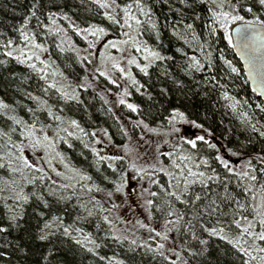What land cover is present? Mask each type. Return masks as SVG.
Masks as SVG:
<instances>
[{
    "label": "trees",
    "instance_id": "16d2710c",
    "mask_svg": "<svg viewBox=\"0 0 264 264\" xmlns=\"http://www.w3.org/2000/svg\"><path fill=\"white\" fill-rule=\"evenodd\" d=\"M116 1L124 8L131 5V14L141 21L137 25L135 20H129L132 33L135 35L132 52H139L135 45H139L140 40L144 42L149 40L147 45L165 57L164 60L154 61L149 65L148 75L140 70L136 72V83L130 85L128 92V98L137 106L135 113L138 115L140 113L148 125L166 132L169 129L171 131L175 124L181 122L177 120L174 124L169 123L173 110L178 109L185 113L189 121L182 123L201 131L196 136L203 135L206 140L216 144L219 151L208 149L200 141L197 142L198 149H192L186 143L187 138L176 135L169 137L166 144L167 149L161 152L160 160L162 167L173 175L168 176L157 170L153 175L157 183H151V192H157L158 196L150 197V199H154L161 210L148 209L145 214L147 227H140L139 224L136 230L125 228L115 230L113 219L109 217L105 206L94 193V186H99L104 191L111 190L119 175L122 174L119 170V163L110 168L106 161L97 157L98 155L87 144L83 142L80 144V140L77 142L75 139L71 142L70 148H64L66 154L72 155L71 161L69 158L68 160L76 168L70 171L71 177L59 180L33 167L25 169L23 173V176L28 179L35 178L34 183H28L20 173H13L7 166L8 158L4 151L11 150L13 156L18 155V151L12 148L13 142L8 139V136H0V157H5L0 160L5 164L4 168H0V189H4L0 191V224L7 226V218L13 208L23 213L19 220V227L10 228L7 234H0V252L4 253L0 257V264H116V261H120L121 264H170L172 260H176L174 251L181 254V259L177 261V264H184V262L187 264H242V260L247 257L238 253L220 236H210L201 227L203 225L204 228H218L216 219L219 213L212 217L205 215L193 221V231L198 237L208 241L206 246L193 240L191 232L186 233L183 224L179 226V231L173 229L167 233L169 237L167 241L156 237L154 232H150L149 225L161 222L165 226L166 220L175 219V217L167 216L170 209L164 201L169 199L176 209L186 213L184 223L192 218L189 208L175 201L174 198L167 197L166 192L177 191L179 193L183 189L182 181L179 188L172 187L176 184L175 177L180 174V169L173 167V161L181 163L180 156L194 155L198 158H208L211 169H215L220 176L219 181L211 184V191L203 190L207 192L208 199L215 198L219 203L218 197L224 194V185L227 184L228 194L245 205L244 208L237 209L235 214L230 210L235 207L234 203L222 205L223 211L228 212L227 223L224 225L225 234L230 239L238 236L247 225V222L243 220L244 216L256 225L253 231L260 230L253 208L260 203L261 195H264V173L259 171L264 166L260 165L255 158L252 159L255 171L244 169L242 164L250 156L256 157L260 153L264 148V138L259 137L258 133L252 132L250 128L236 119L228 110L222 93L226 91L240 100L258 102L261 108H264V104L249 86L232 45L225 39V30L219 24H214V33L207 30L210 21L208 9L212 7L210 0H185L184 3H181V0H141V5L148 15L141 14L137 9L136 0ZM33 4L37 5L35 10L38 19L31 18L24 31L34 36L36 43L46 44L50 54H46L45 57L50 58L57 72L54 73L43 62L44 67L53 75L60 74V78L61 75L63 76L64 81H56V85L61 82L71 88L74 85V89L71 90H75L78 101H65L57 95L56 89L48 88L51 83L47 78L42 80L40 73L28 67V61L22 64L15 59V56L20 55L19 49L24 50L25 56V52L33 47L30 42L20 37L17 30L25 17L29 16ZM49 14H52L51 19H49ZM256 14L259 15V13ZM245 17L246 20H251L253 14H245ZM111 22L113 20L103 15L99 10V5L93 0H0V61L4 62L0 64V100L11 106L9 110L0 111V131L8 133L12 140L11 129L15 128L14 133H17L22 126L15 125L8 119L9 116L15 115L26 123L35 122V125H40L47 118L45 115L47 108L50 107L54 115L65 119H75L80 127L84 128L88 125L86 124L88 121L91 122L90 124L102 126L107 129L112 138L117 140V124L98 95L79 85L83 72L75 62L73 53L68 49L72 46L68 44L67 39L60 37L61 33H64L79 44L78 39L83 36L79 31L84 32V29L91 26L110 30L113 27ZM188 24L193 26L192 30L199 38L200 48L205 55L203 61L196 52L190 51L182 42L185 36L184 27ZM149 30H153L152 37L146 34ZM168 30L175 32L171 35ZM87 34L90 39L91 35ZM8 39L13 40V47L16 49L11 57L5 55L11 50L4 47ZM52 49L60 52H51ZM60 53L62 55H59ZM192 56L206 66L201 72L187 69V65L191 62L189 58ZM221 57L230 60L238 68V75L230 73ZM209 62H211V68L207 67ZM139 64L142 66V63ZM166 70L169 73L168 76L164 75ZM206 76H216L219 84L224 87L210 90L205 96L203 93L206 91L204 87ZM173 79L183 81L185 87L183 89L176 87ZM198 81L200 91L194 94L190 89H194ZM46 88H48L47 92L44 91ZM161 89L166 91L162 92ZM29 93L38 99L29 98ZM43 101H47L46 106H42ZM66 104L74 108L71 110L75 114L66 113ZM29 108L36 110L35 116L28 111ZM252 116L257 127L264 126V111L254 109ZM50 118L53 119V117ZM193 120L203 127H195L191 123ZM229 148L234 151L239 150L242 155L231 156L227 151ZM217 154L228 159L230 167L235 172L248 170L250 175L257 176V180L251 181L248 177L229 173L214 160ZM198 163L199 159H195L190 165L193 171H205L207 175L212 174L209 168L204 166L197 168L195 165ZM12 166L19 167L20 164L13 159ZM41 176L43 179H40ZM81 176H88L91 179L81 180ZM12 180H16L18 187H22L24 194L29 196L26 204L12 198L13 193L5 185V181L10 183ZM61 185H75V187L65 189L61 188ZM249 186L250 190L245 191ZM89 188L92 191H88ZM193 190L202 191L199 184L194 185ZM53 191L56 195L50 194ZM37 196H42L43 201H46L50 207L44 208L43 202L37 200ZM59 196L64 199H58ZM89 211L92 215H89ZM39 212L44 213L43 218L38 215ZM149 212H151V218ZM52 216L61 217L65 226L73 225L74 228H81L83 233L90 235L97 244H100V247L95 248V245L87 244V247L94 249L90 253L86 247H81L71 237L64 236L61 232L46 241L39 240L37 237L41 234L40 229L45 219L50 220ZM105 216L108 217V221L103 219ZM233 219L241 220L240 229L231 223ZM165 231L166 227L162 228L161 232ZM72 235L77 239H83L80 233L73 232ZM244 239L251 243L250 237H244ZM132 241L136 243L133 244ZM158 243L165 244V255L169 257L168 260L157 252L148 250V246L155 249ZM256 243L264 247V242L256 241ZM50 250L54 252V255H48ZM193 252L196 254L192 255ZM201 252H203L202 255ZM45 256L48 258L45 259ZM100 257L105 259L101 260Z\"/></svg>",
    "mask_w": 264,
    "mask_h": 264
},
{
    "label": "rangeland",
    "instance_id": "374dc122",
    "mask_svg": "<svg viewBox=\"0 0 264 264\" xmlns=\"http://www.w3.org/2000/svg\"><path fill=\"white\" fill-rule=\"evenodd\" d=\"M105 2L109 3L110 7L107 9L99 7L100 12H102L103 15L107 13L115 17L116 22H111L113 27L110 30L104 29L105 31L99 39L96 37H93V39L91 36L89 39L88 34L82 31H79L80 34L83 35L78 39L79 44H76L64 33H61L60 37L67 39L68 44L72 46L68 49L73 53L75 62L81 67V72H83L79 80V85L84 89L92 90L98 95L99 99L106 106L108 112L117 124V140L112 138L106 128L90 124L91 122L89 121L86 123L88 125L84 126V128L83 126L80 127L84 130L81 132L78 128L71 126L70 121L73 120L72 118H62L61 121H56L47 114H44L47 118L44 119V121H42L43 123L40 125H36V134L40 137L47 135L53 142V147H40L33 150L28 146V139L25 136H21V129H18L17 133L12 131L13 137L10 141H12L13 144L24 145L23 155L34 168L42 169L43 173L48 174L50 177L58 178L59 180L71 177L70 171L76 169L70 162L72 155L66 154L64 151L65 147H71V142L75 139H77V142L80 140V144L83 142L92 150L95 149V153L98 155L97 157H105L106 159L104 160L106 164L115 166L119 163V170L122 174H120L115 181L114 186H112L113 188L108 191L101 190L97 192L95 190L94 193L103 203L102 205L105 206L107 213H109V217L113 219L115 230H121L123 228L136 230L135 228L139 225L137 221L145 225L147 224L145 214L148 211V206L145 204V201L150 199V196L148 192H144L143 190L148 189L149 192H151V180L155 172L162 167L160 154L167 149L166 144L169 137L176 135L189 140L193 139L201 131L193 129L182 122H178V124H175L173 127L178 128L179 131H175L172 127L171 131L169 129L164 132L163 129L148 125L140 113L138 115L127 107V103L132 102L128 98V95L124 93L125 90H127V93L129 92L130 85L134 84L132 80H136L135 75L137 74L136 72L139 71L135 64L129 63V60L135 59L137 63H142L141 67H143L145 64L149 63V61L144 59V56L147 54L144 52V48L147 47L153 51L155 50L147 45L149 40L148 42L140 40L138 43L140 47L139 52L141 53L135 52V54L134 51L132 52V49H134L135 35L132 33L131 27L124 24L123 5H120L116 1V5L119 6L115 7L112 5L111 0H105ZM108 15L106 16L108 17ZM209 19L210 21L207 25L208 31H210V28H215L211 13ZM236 23L238 22L229 24V33L231 27ZM184 30L185 36L182 38V42H184L185 47L192 52H196L198 57L203 61L205 55L202 48H200L201 44L198 36L193 32L192 28L188 29L184 27ZM168 31L171 35L175 32H173V30ZM152 32L153 30H149L146 34L152 37ZM109 41L115 42L117 47H105L108 45ZM122 41H127V43H121ZM90 43H94L95 46L90 48ZM40 45L42 46L40 49L32 47L25 52V57L35 53V55H38L40 58L37 60L35 55H33L31 60H27L29 62L28 64H36L37 68L42 69L43 71L40 72V74L45 76L51 84L57 83L56 81H64L62 75L60 78V74H51V71L49 72L47 68L44 67L43 63H41L46 54H50V51L46 44ZM195 48L198 49L195 50ZM51 52L59 53L60 51L52 49ZM59 55L62 54L60 53ZM85 57H87V59H85ZM223 61L231 74L238 75V68L233 65L230 60L223 59ZM226 61H230L231 67H235L237 72H231V67ZM113 63H117L119 68L113 67ZM120 68L124 69V71L121 72L119 70ZM101 72L106 73V75H100ZM129 73L130 76L128 75ZM113 81H115V83H113ZM57 87H63L64 90L72 92L73 90L71 89H74L75 86L73 85L72 88L68 86L69 89L67 85L61 82ZM57 95L61 97L59 92H57ZM228 95L233 99H224L225 104L236 119L250 129V124L246 121H250L252 124L257 125L252 116V112L254 109L261 110L262 106L258 102L255 103V101L249 102V100L245 99L240 100L232 94L228 93ZM121 99H124L126 103L120 104L119 101ZM233 103L236 104L235 110L230 107ZM258 105L260 107H257ZM65 107L67 114H75L72 112L74 109L72 106L66 104ZM140 121H143V123H139ZM144 124H147L149 128L155 129L156 131H149L144 127ZM62 128H67L68 132L73 133V135L69 136L67 132L60 131L59 129ZM41 129L43 130L41 131ZM83 138L85 140H83ZM5 152L8 153V151H4V153ZM57 153H59V155H57ZM107 157H121L122 159L109 160ZM133 164L135 165V169L131 167ZM138 169H142L143 171L138 174ZM118 184L124 185L121 192L115 191ZM109 192L112 193L111 196L108 195ZM149 227L161 232L162 228L165 226L161 224V222H154V225H149Z\"/></svg>",
    "mask_w": 264,
    "mask_h": 264
},
{
    "label": "snow or ice",
    "instance_id": "6c2138e0",
    "mask_svg": "<svg viewBox=\"0 0 264 264\" xmlns=\"http://www.w3.org/2000/svg\"><path fill=\"white\" fill-rule=\"evenodd\" d=\"M94 3L98 4L100 8L107 9L110 7L109 3L105 2V0H93ZM185 0H181V3H184ZM212 7L208 9V11L211 13L212 21L214 24H219L221 28L225 30V39L228 40L229 44L232 43V36L230 35L228 31V26L232 22H242L245 27L243 28H238L236 29L238 37L241 39L242 44H246L247 37H248V32L252 30L249 26H254V25H261L264 26V0H210ZM111 3L113 6L118 7L116 5V0H111ZM36 4H33L32 9H30V14L29 16L25 17L23 23L20 25V28L17 29L19 31L20 37L32 44V46L35 49H40L42 46L38 43L35 42V37L30 36L24 29L28 25L29 21L31 18H37L36 14ZM131 5L125 6L123 9L124 11V24L127 25L128 27H131V24H129V20H135L136 24L139 25L141 21L136 18V16L131 14ZM136 7L137 9L141 12L143 15H148L147 12L144 11V8L141 5V0H136ZM244 13V14H241ZM256 13H259L257 15ZM245 14H253V18L251 20H246ZM106 15H108L106 13ZM52 14H49V19H51ZM108 18L110 20H113L116 22L115 17L108 15ZM55 21H53L54 23ZM155 27V25H153ZM188 29H191L193 26L191 24L186 25ZM85 33H89L91 36L96 37L97 39L100 38V36L104 33V29L100 27H95L91 26L89 28H86L83 30ZM210 32L214 33L215 28H210ZM134 40V38H133ZM121 43H127V41H122ZM94 43H90L89 47H94ZM117 47L116 43L113 41H109L108 45L105 47ZM5 48L11 49L5 53V55L11 57L13 56V51L16 49L13 47V40L8 39L5 44ZM136 50L140 51V47L138 44L135 45ZM20 55L15 56V59L20 62V63H25L27 60H31L32 56L35 55V53H32V55L29 56H24V50L21 48L19 49ZM144 52L147 53L144 56V59L149 61L148 64H145L143 67L135 59H130L129 63L130 64H135L136 67L145 75H148V69L149 65L152 64L154 61H159V60H164L165 57L161 56L159 52L153 51L147 47L144 48ZM210 55V54H209ZM103 56V54H102ZM35 58L39 60V56L35 55ZM151 58V59H150ZM87 59V57H85ZM170 59V58H169ZM223 59V57H221ZM191 61L187 65V69H194L196 72H201L206 66L195 57L192 56L189 58ZM3 61H0V64H3ZM43 63V61H41ZM226 63L231 67V62L226 61ZM28 67L33 69L35 72L40 73L43 70L37 68L36 64H28ZM113 67L119 68V65L117 63H113ZM208 68H211V62L207 65ZM121 72L124 71V69L120 68L119 69ZM182 71H185L186 69H181ZM231 72L235 73L237 72V69L235 67H231ZM100 75H106V73L101 72ZM130 76V73L128 74ZM165 76H168L169 73L166 70L164 72ZM42 80L46 79V77L41 76L40 77ZM115 83V81H113ZM132 83H136V81L133 79ZM173 83L176 85V87L183 89L185 87L183 81L179 79H173ZM204 87L206 91L203 93L205 96L208 95V92L210 90H215L217 87L223 88L224 85L219 84V81L217 80L216 76H206L204 78ZM48 88H53L56 89L57 92L60 93L61 98L64 99L65 101H78V96L75 93V90L72 92H68L64 90L63 87L58 88L56 83H52L48 85ZM48 88L44 89L45 92H47ZM139 90V89H138ZM191 91L194 92V94H198L200 91V82L198 81L196 85L194 86V89H190ZM162 92L166 91L165 89H161ZM125 95H128L127 90H125ZM29 98L31 99H38L37 97H34L31 95V93L28 94ZM222 98L225 100H232L233 98L228 95V93L225 91L222 93ZM120 104H125L126 101L124 99H121ZM47 101L42 102V106H46ZM10 105L5 103L4 101L0 100V111H6L10 109ZM127 107L135 112L137 111V106L132 104V103H127ZM230 107L235 110L236 104L233 103L230 105ZM257 107H260L259 105ZM28 111L35 116L36 110L29 108ZM261 111H264V108H261ZM47 115L50 117H53L54 120L56 121H61L62 117L54 115L52 109L50 107L47 108ZM38 119V117H36ZM9 120H11L15 125L22 126L21 128V136H25L29 144L28 146L31 147L33 150L40 148V147H48L51 148L53 147V142L49 139L47 135H44L43 137L37 136L36 134V125L35 122L33 123H26L22 118H19L15 115L9 116ZM181 121L184 123H188L189 121L186 118V115L184 112L174 109L170 118H169V123L174 124L175 121ZM250 124L251 130L254 133H258L259 137L264 138V126L262 127H257L256 124H252L250 121H246ZM139 123H143V121H140ZM191 123L198 128L203 127L201 124H198L195 120L191 121ZM71 126L78 128L81 132L84 130L80 128V125L76 120H71L70 121ZM144 127L147 128L149 131L155 132V129L149 128L147 124H144ZM43 129H41L42 131ZM60 131L67 132L69 136L73 135V133L68 132L67 128H62L59 129ZM175 131H179L178 128H174ZM11 131L15 132L16 129L13 128ZM0 136H8V139L11 140V136L8 133H5L3 131H0ZM203 142L207 146L208 149H217V145L206 140L203 135H198L196 136L195 139H189L186 141L188 145L191 146L192 149H198V144L197 142ZM12 148H15L19 155L13 156V153L11 150L7 153V158H8V167L11 169L13 173H20L22 178L27 180L28 183H34V179H28L26 176H23L24 170L25 169H31L33 168V165L29 163V161L25 158L23 155L24 152V145L23 144H13ZM217 151H219L217 149ZM228 153L231 156H241L242 153L239 150L234 151L233 149L229 148ZM93 152H95V149H93ZM59 155V153H57ZM255 158L257 162L264 166V148L261 149L260 153L256 155V157H249L247 160L243 161L242 167L244 169H253L252 166V159ZM5 159V157H0V160ZM13 159L19 162L20 166L19 167H13ZM101 160L106 159L105 157H100ZM109 160H117V159H122L121 157H107ZM180 162L177 163L176 161H173V167L179 168L180 169V174L179 176L175 177L176 179V184L172 187L179 188L181 181L183 182V189L179 193L177 191H170L166 192V196L169 198H174L175 201L179 202L180 204L185 205L186 207L189 208V210L192 212V218L188 219L186 223L185 221V216L186 213L180 212L178 209H176L172 204L171 200H165L164 204L168 206L170 209L167 212L168 217H175L174 220H166L165 221V227L166 231L164 233L156 231L154 228H149L150 232H155L156 237H160L162 240L167 241L169 239L167 233L171 232L173 229H176L179 231V226L183 224L185 232H191L192 234V239L198 241V243L202 246H206L208 244V241L206 239H201L196 235V233L193 231V221L196 220L197 218L203 217L205 215L212 217L213 215L219 213L220 215L216 219L217 225L219 227H212V228H204L203 225L201 227L203 228V231L207 232L210 236H220L221 239L226 240L234 249L237 250L238 253H242L243 256L247 257V259L242 260V264H264V247L260 246L259 244L256 243V241L264 242V195H261L260 197V203H258L254 208L253 212L255 213V216L258 218L259 222V231H253V228L256 227V225L251 221L248 220L247 216L243 217V220L247 222V225L240 231L239 235L236 236L235 238H229L225 234V224L227 223V216L228 212L223 211L222 205L224 204H235V207L230 209L233 214L236 213L237 209H242L245 207L244 204H241L239 200H236L235 197L231 196L227 192V184L224 185L225 192L224 194H221L218 199H208L207 192L203 191L207 189L208 191H211V184L215 181L220 180L219 174L216 172L215 169H211L210 161L208 158H198L195 157L194 155H182L180 156ZM195 159H199V163L196 164L195 166L197 168L204 166L205 168L211 169L212 174L207 175L205 171H193V167L190 166ZM214 160L219 162L221 166H223L224 169H226L229 173H234L237 176H242V177H248L251 181H256L257 176L256 175H250V172L248 170H244L241 172H235V170L230 167L229 165V160L226 159L222 155H215ZM187 162V163H185ZM50 163V161H49ZM110 168L113 167L112 164L108 165ZM5 164L0 163V168H4ZM133 169H135V165L133 164L131 166ZM37 171H43L42 169H37ZM142 169H138L137 172L138 174L142 172ZM159 171L164 172L165 175L172 176L173 174L171 172H167L163 167L159 169ZM261 173H264V167H261L259 169ZM59 175V173H58ZM191 178V179H189ZM40 179H43V176L40 177ZM81 180H90L91 177L88 176H81ZM151 183L155 184L157 183L156 180H151ZM199 184L201 186L202 191H194L193 186ZM5 185L7 188L11 190L13 193V199L16 201H20L23 203H27L29 201V196L24 194L23 188L18 187V182L16 180H12L10 183L8 181H5ZM61 188H68V187H75V185H61ZM95 190L97 192L101 191L99 186H94ZM124 185L123 184H118L116 186L115 191L116 192H121L123 190ZM4 189H0V191H3ZM250 186L245 189V191H249ZM88 191H92L91 188L88 189ZM144 192H148V195L150 197H157L158 193L157 192H149L148 189H144ZM51 195H56V192H50ZM109 196L112 195L111 192L108 193ZM37 200H40L43 202L44 208L50 207V205L46 202L43 201L42 196H37ZM58 199H64V197L59 196ZM205 201H207L205 203ZM145 204L148 206V209L155 208L157 211H160L161 208L156 205L154 199H147L145 201ZM22 206V205H21ZM18 206V207H21ZM83 207V205H81ZM11 214L7 218V226H4L3 224H0V234H7L9 232L10 228L13 227H19V220L22 218L23 213L17 211L16 208H13L10 210ZM38 215L40 217H44L43 212H39ZM89 215H92L91 211H89ZM149 217L151 218V212H149ZM77 219H80V217H77ZM105 221H108V217L105 216L103 218ZM137 223L140 224V227H147L145 224H143L140 221H137ZM232 224L236 226L237 229L241 228V220H236L233 219L231 221ZM168 225H172V227H168ZM58 232H61L64 236H69L71 237L76 244L80 245L81 247H86V250L88 252H93L94 249L92 247H87V244H93L95 245V248H99L100 244H97L90 235H86L83 233V230L81 228H74L73 225H64L63 220L59 216H52L51 219H45V222L43 223L42 228L40 229V235L37 237L41 241H46L48 240L51 236H55ZM80 233L83 236V239H77L76 236L72 235V233ZM244 237H250L251 238V243L247 239H244ZM118 239V237H114ZM133 244L136 243V241H132ZM7 246V245H5ZM23 251V249H20ZM149 251H154L157 252L160 256L164 257L165 260H168L169 257L165 255V244L164 243H158L155 247V249L151 248V246H148ZM205 251L207 250L206 247L204 249ZM255 253V254H254ZM192 255H195L196 253H191ZM201 255L203 252L200 253ZM4 255L3 252H0V257ZM48 255H54V252L50 250ZM174 255L176 256V260H172L170 264H177V261L181 259V254L179 252L174 251ZM48 256H45V259H47ZM101 260L105 259L104 257H100ZM116 264H121L120 261H116ZM184 264H187V262H184Z\"/></svg>",
    "mask_w": 264,
    "mask_h": 264
},
{
    "label": "water",
    "instance_id": "95a60500",
    "mask_svg": "<svg viewBox=\"0 0 264 264\" xmlns=\"http://www.w3.org/2000/svg\"><path fill=\"white\" fill-rule=\"evenodd\" d=\"M243 27L245 25L242 22L231 27L232 48L249 86L264 103V26H249L252 30L248 32L246 44L241 43L236 31ZM43 62L54 73L57 72L49 57H45Z\"/></svg>",
    "mask_w": 264,
    "mask_h": 264
},
{
    "label": "flooded vegetation",
    "instance_id": "af4514ba",
    "mask_svg": "<svg viewBox=\"0 0 264 264\" xmlns=\"http://www.w3.org/2000/svg\"><path fill=\"white\" fill-rule=\"evenodd\" d=\"M141 75V73H139Z\"/></svg>",
    "mask_w": 264,
    "mask_h": 264
}]
</instances>
